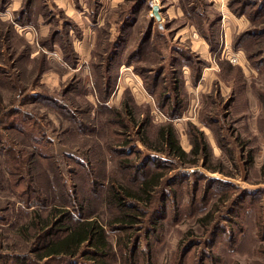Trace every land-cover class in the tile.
<instances>
[{
  "label": "rangeland",
  "instance_id": "1",
  "mask_svg": "<svg viewBox=\"0 0 264 264\" xmlns=\"http://www.w3.org/2000/svg\"><path fill=\"white\" fill-rule=\"evenodd\" d=\"M30 1L8 13L11 0L0 1V264L17 254L64 264L37 258L60 230L33 239L30 229L53 207L69 209L60 228L98 219L107 264H264V0H75V13ZM81 9L87 56L76 47ZM189 25L210 56L182 36ZM174 76L186 102L176 116L162 109ZM166 125L184 158L159 142ZM156 173L152 206L111 201L112 186L135 189ZM126 211L131 229L112 224ZM88 251L70 262L101 264Z\"/></svg>",
  "mask_w": 264,
  "mask_h": 264
},
{
  "label": "trees",
  "instance_id": "2",
  "mask_svg": "<svg viewBox=\"0 0 264 264\" xmlns=\"http://www.w3.org/2000/svg\"><path fill=\"white\" fill-rule=\"evenodd\" d=\"M36 1L37 0H31L30 2H33L32 4L34 3L36 4ZM5 2H7V0H3V3ZM4 8L5 7L3 4L0 9L3 10ZM261 10L262 9L258 8L259 12H261ZM21 17H18L17 21H21L23 19L25 20V18H21ZM150 35H151V32H150ZM150 35H148L147 38H149ZM250 41L252 42L253 40L251 39ZM69 42L72 43L71 40H69ZM65 51H66V54L68 55V50H66V48H65ZM71 53L74 54V57L76 56L74 46L72 47ZM263 54H264V51H263ZM259 55H261V53ZM161 57L163 58V56ZM75 59L76 61L78 60V58H74V60ZM130 61H132L131 64L134 61L133 53L129 54L128 61H127L128 65L130 64ZM197 63L200 64L203 62L197 61ZM198 68H199V65H198ZM170 71L171 69L169 70V72ZM139 73H140V70H139ZM158 74H159V71L154 79L157 78ZM142 76L146 78V76H144L143 74ZM173 81H174V90L176 92L172 91V94H170V96L169 94H165L163 98V102L165 104L164 105L162 104L163 106L162 109L166 110L167 105L169 104L171 105V108H172L170 113L176 116L182 110H184L183 108H185L186 102H185L184 96H181L179 94L180 88L182 87L180 85V81H178V79L175 78V76L173 77ZM154 83L155 84L154 86H152V88L154 91L157 92L158 85L156 81H154ZM123 106H124L123 107L124 110L128 114L130 115L133 114L131 105L129 103L124 102ZM19 129H22V126H19ZM175 137L176 136L174 132V127L172 125H166V127H162L159 131V142L163 144L165 148L171 149V151L174 154H178L179 157L184 158L186 156V153L181 150ZM202 140H203L202 136H199V135L196 136V141L194 144L197 148H199L200 144L202 143ZM205 144L206 143L204 141V145ZM192 153L196 154V149L193 150ZM127 163H128L127 160L123 161V165H126ZM163 176H164L163 173H156L154 176L150 178L143 179L144 181L142 180L143 182L142 185L135 189L127 188L124 185H120L118 187L112 186L111 187V201L116 203V206L125 207L126 201L128 200L127 197L129 198L133 197L132 199L137 200V202L139 201L145 204L146 206H152V203L154 202L153 192L155 191L156 187L160 186ZM135 205L137 206V203L133 202V207H135ZM68 214H69V209H66V208L59 209L58 207H53L52 209L49 210L48 217H46L45 220H41L43 222H46L47 220H49L51 221V224L45 223L44 226L42 225L41 221L36 215V219L30 227V229L33 227L35 230V232L32 235L33 239L37 238V236H39L44 231L47 232V230L53 226H55V229L57 228L56 230H60V231L53 233L52 239H50L48 243L44 244L42 246V249L38 251L37 253L38 260L57 259L58 261L60 260V262H64V264H75L70 261L76 256H78L82 252V248L84 247V249H86V252L91 248L94 249V250L88 251L89 253H91V254H88L90 258H93V259L97 258V260H99V263L107 264L105 263L103 259H99V257L100 258H103L104 256L108 257L111 254L110 252L111 246L107 240L106 231H105L104 226L98 221V219H84V220L78 221L76 224H73V225L69 224L63 228H60L59 222L64 220L66 217H68ZM133 217H134L133 214H131L129 211L128 212L126 211V213H124V216H122L123 219L119 221H113L112 224H114L115 222H119L121 223V226H124V228L126 226L128 227L127 229H131L135 221ZM58 227L60 229H58ZM29 239H31V236L29 237ZM127 246L128 245L124 247H127ZM15 259H16V262H18L17 264H31V262H33L31 261V258L28 257V255L26 254L25 255L17 254Z\"/></svg>",
  "mask_w": 264,
  "mask_h": 264
},
{
  "label": "crops",
  "instance_id": "3",
  "mask_svg": "<svg viewBox=\"0 0 264 264\" xmlns=\"http://www.w3.org/2000/svg\"><path fill=\"white\" fill-rule=\"evenodd\" d=\"M54 1L58 5L59 4L64 5V7H65L66 10H69V11L75 13V8L76 7L74 8V6H77L75 0H54ZM78 2L82 3L81 0H79ZM21 4H22V0H11V2L9 3V7L7 8L8 10H7L6 13L12 12V11L16 10ZM80 13L84 14V12H83L82 9L80 10ZM82 14H80V16H81L82 22L84 23V24L81 23L82 24V27H83V29H82L83 30V36L79 40V44L76 47H78L77 50L80 53H83V54H85L87 56L91 52V50H92V45H93V31H92L91 26L88 23L89 22L88 21V17L85 16V14L84 15H82ZM194 29L195 28L193 26H191V25H189L187 27L186 26L182 27V30H183V31L181 30L182 33H183L182 36H184L185 39H187L191 43H193L191 45V47H192L193 50L198 51V52L204 54L205 56H210L208 44L205 42V40L202 37H200L198 35V33L196 32V30H194ZM228 32H230V30H227V33L226 34H228ZM129 34H128V36H129ZM182 40H183V38H182ZM194 43L195 44H198V47L197 46L195 47L194 46ZM227 54L229 56L228 58H230L229 60L233 61L232 60V57H233V55L236 56V54L229 53V52H227ZM121 67L124 68L126 66L123 63Z\"/></svg>",
  "mask_w": 264,
  "mask_h": 264
},
{
  "label": "water",
  "instance_id": "4",
  "mask_svg": "<svg viewBox=\"0 0 264 264\" xmlns=\"http://www.w3.org/2000/svg\"><path fill=\"white\" fill-rule=\"evenodd\" d=\"M159 5H154L152 8V15L155 16L158 20H161V15L159 14Z\"/></svg>",
  "mask_w": 264,
  "mask_h": 264
}]
</instances>
